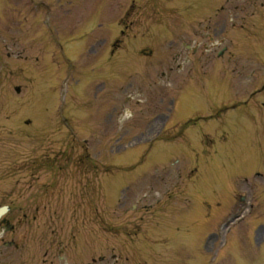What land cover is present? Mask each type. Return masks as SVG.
Instances as JSON below:
<instances>
[{
    "label": "rangeland",
    "instance_id": "374dc122",
    "mask_svg": "<svg viewBox=\"0 0 264 264\" xmlns=\"http://www.w3.org/2000/svg\"><path fill=\"white\" fill-rule=\"evenodd\" d=\"M43 4L48 5V2H52L53 6L56 2H59V7H62L64 10L67 9L68 4H71L72 0H66V3L64 0H40ZM225 0H177L173 3L172 0H147V8L145 9V13H143L142 16H140L139 11L137 10V3L139 0H136L135 4L130 6V9L128 11L129 16H124L125 24L128 25V27H132L134 25H137L139 23V28H131V32H136L137 36L131 38L128 40V42H131V49L130 52L125 51L122 48V50L117 51L118 56L115 58V60H110L109 63H107L106 59L110 56V50L111 48L110 42L111 39H117V42L120 43V47L127 42V39L125 40L124 34L121 32V29L125 31L127 34V29L122 28L118 25H115V21L117 24V18H120L123 14V7L124 5L118 4V0H82V3H75L76 7H71L70 13L67 12V14H61V19H58V22L61 25L67 26L64 27L65 29L62 31L64 36H71L70 38V44L71 48H75L76 52L69 53L73 55L72 58H74L80 53L84 52L87 55L85 57L77 56L73 61L65 62L66 59L64 56L59 55L55 58L56 63L52 64V61L44 59V62L42 63L41 67L35 68L32 72V65L35 66L33 57L32 58H26L25 61H18V63H22L24 66L23 74H21V77H17L14 82L21 85V91L22 94L20 96L15 95L14 98L13 93L9 94V92L4 93V96L7 100H5V103L8 104L6 109H3L0 111V150L2 146L4 148H9L11 144L5 143L4 140L9 139L10 133H8L7 130H11L14 136H16L17 140L24 141L21 143V146L26 147V140L24 138L25 134H28V132H34L35 134H48L49 140L51 138H55V140H59L56 145H54V149H59L61 146L60 141L65 140L66 142H70L68 140V135L65 133L63 134V127H60L61 121L58 120L59 116L63 115V111L61 115H57L55 112L56 108V101L59 102L62 101L64 103H69L68 106L72 107V104L74 100H76L77 103H80L81 100L83 101L84 105H78L74 108H71L72 111L74 109L80 110L84 113L90 112V108L87 106L88 103L93 102V99L97 97L98 92H101L104 88V83L106 80H108L110 83H113V81L117 80H123L125 78H130L134 80H139L141 77L137 75V72L142 70L141 68H135V71L131 70V72H125L124 66L131 61L133 62L132 65L134 67L142 65V62L144 59L143 56L139 57L136 53L133 52L132 48L135 47H142L146 46L147 51L148 49H151L152 52H155L157 56H160L161 64H171L170 55H172V52L170 51L171 48H164V46H161L162 39L172 30L177 31V34H179L182 38H184L187 42H189L190 38L192 37L194 41H198L200 44H202L206 39L192 36L190 33V30L188 28L190 23V16H184V12L188 9H191L192 2L197 5H199V9L202 10L204 7V11H206V15L211 14L214 11V8L218 5L224 4ZM143 0H141L138 5L142 4ZM204 3V4H203ZM226 3V2H225ZM52 6V7H53ZM52 7H49V9H52ZM207 7L209 9L207 10ZM259 6L255 8H250V5L247 3H242L241 0H233L228 4H225V9L223 10V15L225 16H213L210 20L212 23H216L218 19L225 20V23H229V18H234L235 20V27L234 32H237L238 35H242L246 37L248 40L253 39V35L251 33L253 28V21L255 19H252V17L247 16L244 20H241V15H245L246 12L248 14L252 10H256L259 12L261 9H257ZM147 10V12H146ZM180 10V11H178ZM181 10H183V15L180 13ZM80 11L82 13H80ZM191 11H188L190 13ZM78 13V15H77ZM80 13V14H79ZM200 13V11H198ZM194 16L193 19V25H195V30L199 31L198 34H200L203 30L204 24H197L196 20L207 18L208 16ZM235 15V16H233ZM75 16V19L74 17ZM255 17V16H254ZM77 20L80 21L78 23ZM143 22V23H142ZM161 22V23H160ZM243 23L244 26L242 29H240L239 24ZM167 23V24H166ZM259 23H264L263 16L259 17ZM77 24V25H76ZM148 26L149 24L153 27V32H156V34H150L148 28L145 31V38L141 36V32L144 31V28L141 27V25ZM172 24V26H171ZM167 25V26H166ZM76 26V29H75ZM93 26V27H92ZM168 29V31L164 30V27ZM141 27V28H140ZM171 27V28H170ZM71 28V29H66ZM121 28V29H120ZM170 30V31H169ZM264 33V32H263ZM140 34V35H139ZM197 34V35H198ZM233 34L229 36H225L226 40L224 44L228 46V52L219 59L215 57L217 46L214 51L208 52H202V46H199L198 56H200V62L197 65L198 71L201 72L202 69L206 67L208 63L218 62L219 64H224V66H234L233 69H235L234 74L238 75L239 77L232 75V86L230 87V90L224 94V86H225V74L224 70L215 67L211 68L210 72L205 75L203 78H195L192 83L189 85L185 84V82H181L179 79H172L169 82L165 83L164 85H161L162 91L165 93V97L173 95L174 98L176 96V103L174 105V110L171 114V123L173 122H185L188 120H193L191 125L188 127L187 130V136L191 139V143L194 145V148H191V151H187L185 155L190 157L191 159L188 162H185L184 164H181L179 167L174 168L177 169V173L179 174V177L172 176V178L169 176L171 173H174V170H169L170 174L166 176L169 181L168 183L171 184L172 190L175 192V189L178 190H184V192H187L188 189H192L190 184L185 180V177L189 175L193 171L199 173L200 179H212V178H218L219 176L223 174H237L239 172H245L251 168L257 167L259 161L251 159L252 155H247L249 158V161H245V166L240 165L238 161V153L237 149L239 147V143L241 142L243 145H246V143L252 142V143H260L262 146V149H264V133L259 125L260 117H258L256 111L252 106H250L246 110L241 109H231L226 110L224 112V115L221 116L219 119H209L205 120L207 116H211V109H216L221 105L223 101L230 100L232 101L234 98V89L236 86L239 85V89L245 94L250 90V86H244V80L241 84V78H244L246 76V73L249 71H252L249 68V64L247 60L250 59V56H247V50L244 47V44H241L240 41H237V38H234L235 36H232ZM246 34V35H245ZM109 37L108 41L107 38ZM141 37V38H140ZM261 36L258 37V40H260ZM99 42V45L96 44L95 47L93 43ZM81 41L83 42V47H80ZM91 41V46L87 47V43ZM135 41V44L132 42ZM246 41V40H244ZM246 46V45H245ZM264 46V45H263ZM89 48H93L91 52L88 51ZM175 48V47H173ZM255 47V51H257ZM146 50V49H145ZM186 51V49L184 50ZM31 52V51H29ZM190 53V52H189ZM29 54V53H24ZM123 54L124 57H123ZM182 54V53H181ZM263 52H260L259 59L264 60V57L261 56ZM183 56L185 53L182 54ZM189 55V54H186ZM68 59H71L69 56H66ZM100 58L98 61L97 58ZM24 57H21V60ZM131 58V60H130ZM191 59L196 61L197 57H192ZM100 61H103L102 63ZM166 61V62H165ZM245 63L244 65H242ZM55 64H58V66L62 69H66L68 71L67 78H68V85L65 91V94L60 97L61 93H59L60 90V84H57V81L59 79L58 76L53 77L57 74V72H52L53 67H56ZM158 64V63H157ZM184 65V66H183ZM31 66V69H30ZM149 65H147L148 67ZM183 68L186 70L190 67V65L181 64ZM123 67V68H122ZM51 69V71H49ZM160 70H163L164 72H167V68H162ZM232 69H227L229 72ZM29 72V77L28 73ZM53 73V74H52ZM53 75V76H52ZM66 73L61 72V76L64 77ZM115 75V76H112ZM151 78H148L145 82H148L149 79L153 80L155 78L154 73L151 75ZM241 77V78H240ZM114 79V80H113ZM44 81L42 83V81ZM105 80V81H104ZM10 80H7V82L2 83L0 85V93L4 90V88H7V85H4L8 83ZM54 88L48 90L50 91V96L52 97V102H46L42 103L40 105V108L45 109L46 107L49 108L48 114L50 115V119L47 121L39 120L37 114V110L34 109L32 111V114L25 113L22 117L23 119H27V121H30V125L25 126L22 125L24 122H22V118L18 119L16 121V115L19 113V111H16L23 108L22 105L25 104L28 106L29 101L34 96H37V100L41 98V94L44 92V96L46 95V88L50 85H54ZM100 85L101 88L97 89L96 87ZM53 87V86H52ZM238 91V90H237ZM50 96L47 95V98L50 99ZM46 99V97H45ZM164 99H160L159 103L163 102ZM26 101V102H25ZM25 102V103H23ZM18 106V107H16ZM155 106V105H154ZM153 106V107H154ZM70 107H66V110ZM140 109V107H138ZM99 112V108L97 109ZM159 110L155 113L158 114ZM214 113H216L214 111ZM66 116H71L74 114V112H65ZM159 115V114H158ZM8 116V117H6ZM64 116V115H63ZM81 116H85L82 114ZM89 114H86V118H88ZM154 116V110L152 109V106L147 107L142 112H139L136 115L137 122L140 124L138 129L142 128V124L144 121L151 120ZM199 117V118H198ZM72 118L74 120L75 118ZM133 118V119H135ZM198 118V119H197ZM73 122V121H72ZM48 123V124H47ZM48 125V127L44 126ZM174 127H176V124L173 123V126L168 130V132H173ZM102 126V130H103ZM136 126L132 128V130L129 131V133L125 132L127 129H120L116 126L114 128H110L109 126L104 128V133H102L98 140L102 141V145L104 144V141H107L108 139L112 138V135H115L119 130L123 131V141L128 142L131 140L136 139L134 137L135 134L138 132L135 130ZM135 130V131H134ZM139 131V130H138ZM33 133V134H34ZM52 133L54 135H52ZM134 134V135H133ZM83 138L88 137L91 138L93 134L89 133V131H85L82 133ZM122 135V133H120ZM201 136H207L206 140V147L204 150L198 146H196V143H199V137ZM101 137V138H100ZM82 138V136H80ZM52 141V140H51ZM82 141V140H81ZM168 142V141H167ZM52 146V145H50ZM179 148H182L179 144H165V143H159L155 147V152L158 154L160 151H162V155H166L168 160L170 161L173 159L174 161L179 160L180 158L177 155L176 150H179ZM26 150V149H25ZM99 151L103 150L102 148L98 149ZM50 152V150H49ZM185 151H180L181 155H184ZM198 156L197 158H195ZM261 154L258 153V156L260 158ZM127 155L117 158L118 161H132L130 158H126ZM254 158V157H253ZM163 159V158H162ZM251 159V160H250ZM161 163V162H159ZM157 163V164H159ZM241 172V173H242ZM182 176L180 177V175ZM7 180V179H6ZM14 179H9L8 181L3 182L4 186L11 187ZM151 184L153 186V190L149 191L148 194H153L149 196L143 197V199L137 200V196H128L127 198H124L120 205L122 207L118 208L119 214L117 212V215L119 219L116 220V222H120L124 220L125 222H128L129 220L131 222H135V226L139 222V216L144 215L145 219H149V215L151 213H148L151 209H158L160 205L157 207H152L151 209H145L144 205L151 204L153 202L154 197H159V192H155L156 190L162 189V183L157 182H151L149 181L148 186L144 187L143 190L147 192L151 188ZM226 186V184H225ZM229 188H227L228 190ZM155 190V191H154ZM225 190V189H222ZM74 190H71L70 192H73ZM76 192V191H74ZM142 192V193H146ZM139 194V195H142ZM190 194V191L189 193ZM184 194L177 197V203H175L177 206H183L185 203H187L186 198L187 196H183ZM217 197H211L208 200L205 201L204 206V215L208 218H215L217 215H219L222 211L228 210L229 207L226 206V202L223 198L224 196L228 194H221ZM67 197V194H66ZM113 199V198H112ZM162 202L166 200V197H162ZM173 199V198H172ZM175 201V200H174ZM173 200H170L168 204H166L165 207H169L171 204L175 205ZM196 200L193 201L191 207H195L199 204ZM132 204H135L138 207V211L130 212L126 211L128 210L129 206ZM111 206V203L109 202V207L104 205L102 206L104 212L109 211ZM107 209V210H105ZM210 210L212 213L208 212ZM122 211V213H121ZM207 211V212H205ZM29 214H32L30 212ZM127 216V217H126ZM39 217H41V211L39 213ZM171 217L173 221L176 223V218ZM181 217H186L185 215ZM180 217H178L179 219ZM204 221V220H202ZM153 222V220H152ZM43 220L40 222L41 228L44 230L46 227L43 226ZM39 224V226H40ZM182 225H185V223H181ZM212 222H209L208 225H211ZM97 225V224H96ZM98 226V225H97ZM155 226V227H154ZM163 226H165L164 222H161L159 225L157 224H151L150 231L152 234L157 235L158 233L164 232ZM264 226V223L261 225ZM154 227V228H153ZM162 227V228H160ZM174 229V224L172 225ZM102 227L98 228L99 236H92L89 237V232L92 230L94 232H97V228L95 231V228L88 227L83 228L79 227L77 230H75V237L76 240L79 241L81 246L82 253L88 252V255L91 254L92 256H97L100 254H105L108 257H110V254H116L118 257V262H108L110 264H120L121 261H123V255L119 252L121 251L120 245L116 244V247L114 249L115 252L110 251L106 248L111 241L116 242H122V240H112L109 235L104 234V230L101 229ZM242 228V227H241ZM129 229H132L129 227ZM136 228H133L130 232L133 233ZM87 232V233H86ZM38 233H40V229L38 230ZM169 234V231H167ZM175 233V230H174ZM231 235V234H230ZM243 236V246H242V240H236L229 249L225 250V254H227L224 258V264H234L236 260H239L238 251L241 249V252L246 255L250 256V244L246 241V227L244 231L242 232ZM97 239V240H96ZM107 239V240H106ZM230 239L234 240L232 236H230ZM108 243V244H107ZM174 243V242H173ZM177 244V243H175ZM136 248H129V252L127 254L130 256V260L127 264H142L143 258L142 255L139 254L138 248L139 246L137 244H134ZM111 246V245H109ZM120 249V250H119ZM159 253H162V248L158 247ZM141 251V250H140ZM122 252V251H121ZM142 252V251H141ZM123 253V252H122ZM126 253V251H125ZM151 254V253H150ZM188 259V260H195V264H202L205 262L203 254L201 252V249L197 246V244H188L186 241H184V246L182 247L181 255ZM161 255V254H159ZM155 255L149 258L151 260ZM156 257V256H155ZM157 258V257H156ZM85 259H89L88 256H86ZM142 262V263H141Z\"/></svg>",
    "mask_w": 264,
    "mask_h": 264
},
{
    "label": "flooded vegetation",
    "instance_id": "af4514ba",
    "mask_svg": "<svg viewBox=\"0 0 264 264\" xmlns=\"http://www.w3.org/2000/svg\"><path fill=\"white\" fill-rule=\"evenodd\" d=\"M12 218H4V220L1 222L0 221V228L6 226V228L11 229V233L14 235L15 234V226L12 224ZM15 254L14 253H3L0 252V264H17L16 259L14 258Z\"/></svg>",
    "mask_w": 264,
    "mask_h": 264
}]
</instances>
